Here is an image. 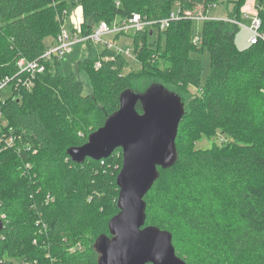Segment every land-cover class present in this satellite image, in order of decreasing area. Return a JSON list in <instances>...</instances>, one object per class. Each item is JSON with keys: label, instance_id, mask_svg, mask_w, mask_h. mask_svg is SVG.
<instances>
[{"label": "trees", "instance_id": "trees-1", "mask_svg": "<svg viewBox=\"0 0 264 264\" xmlns=\"http://www.w3.org/2000/svg\"><path fill=\"white\" fill-rule=\"evenodd\" d=\"M246 1L237 0L230 20L241 22ZM217 3L0 0V81L17 75L21 58L40 60L47 49L45 39H56L78 7L83 9L80 26L86 37L101 22L111 25L133 13L154 22L174 8L181 14L201 9L207 14ZM256 14L264 36V0H256ZM165 32L163 51L149 44L146 48L151 30L134 34L138 57L148 50L161 53L167 62L163 70L148 63L130 78L124 56L106 47L97 54V71V57L79 61L67 76L59 71L60 61L46 63L31 91L20 89L16 97L4 100L15 144H0V264H98L95 243L102 235L110 236L109 222L120 212L116 177L122 150L83 164L74 163L68 150L84 145L104 126L119 110L124 91L143 93L153 84L178 94L185 108L193 102L190 85L206 92L198 95V110L185 109L176 139L177 161L171 168H159L160 177L145 197V226L169 231L177 255L187 264H233L245 256L252 264H264V38L239 50L236 24L208 20L196 46L189 17L172 22ZM205 49L211 54V73L203 84V62L190 54ZM82 71L95 78L91 94L84 93L77 78ZM194 120L199 123L191 126ZM202 126H211L212 134L219 129L243 145L193 150L188 134ZM168 175L170 180H165Z\"/></svg>", "mask_w": 264, "mask_h": 264}, {"label": "water", "instance_id": "water-1", "mask_svg": "<svg viewBox=\"0 0 264 264\" xmlns=\"http://www.w3.org/2000/svg\"><path fill=\"white\" fill-rule=\"evenodd\" d=\"M185 113L182 98L161 84L143 93L128 89L104 126L84 145L68 150L77 164L104 160L122 150L116 178L120 212L109 222L110 236L102 235L95 243L98 264H187L177 255L169 231L145 226V197L160 177L159 168H171L177 161L176 139ZM3 227L0 217V233Z\"/></svg>", "mask_w": 264, "mask_h": 264}, {"label": "rangeland", "instance_id": "rangeland-1", "mask_svg": "<svg viewBox=\"0 0 264 264\" xmlns=\"http://www.w3.org/2000/svg\"><path fill=\"white\" fill-rule=\"evenodd\" d=\"M256 0H247L246 3L242 6V18H241V23L243 24L244 27L239 28V32L237 33L236 36V47L239 50H244L247 47H249V39L251 37V33L247 29L248 26L251 25L252 19L254 18L255 14L251 12V9H254V6L256 5ZM236 2L237 0H218V3L214 8H212L209 12V18L210 20H230V16L234 13L236 10ZM255 4V5H254ZM175 10V8L173 9ZM256 10V6H255ZM200 13V12H198ZM197 13V14H198ZM193 13L192 15L195 16ZM120 21V18H116L114 22ZM193 23V42L195 38H199V42H194L196 46L201 44V35H202V27H203V22L194 20L192 19ZM73 27L72 21L70 18H68L65 23H64V28L67 30H70ZM170 27V26H169ZM168 27V28H169ZM154 29L151 30L150 27L146 28L147 30H151L153 32L152 36H149V38L146 39V48L148 47V44L150 48L153 50H157L158 47H160L161 51L165 49L166 46V30L168 29H160L157 27H153ZM146 30V31H147ZM173 32V29L171 30ZM135 32L130 31L126 35H121L119 38L115 39L113 36H107V40L113 41V45L115 46L113 48L114 51L117 53L121 54L124 56L126 60V67H125V73L128 75V77H135V75H138L139 73H142L144 71V66L148 63L151 64L152 67L158 68L160 70H163L166 67L167 62L161 58V53H155L150 50H148L150 53L146 52L145 54L142 55V57H138V51L136 50V45L134 42L135 39ZM55 39L50 37L45 39V44L46 46H50L52 43H54ZM142 47V46H141ZM106 48V45L104 43H100L96 45L95 43L88 44L86 42H82L79 44H76L71 52L67 54V56L60 61L59 65V71L62 75L67 76L73 72L76 71V65L78 64L79 61H83L87 58L89 59H94V57H97V62L95 64V70L97 71L98 69L101 68V61L98 60L97 54L104 50ZM130 51L127 53V51ZM154 54V55H153ZM96 55V56H95ZM156 55L155 60L151 58ZM191 58H200L201 61L203 62V74H202V81L203 84H205L210 76L211 73V54L210 52L205 49L202 53H197V52H192L190 54ZM158 77V75H156ZM77 78L79 81H81L84 85V93H93L96 84L93 81L95 78H92V75L89 72L82 71V72H77ZM187 90L191 93L193 102L194 99H196V102L190 104V99L188 100V108H185L187 113L189 111L198 110V95H203L205 94V90L201 91L194 86H189ZM203 92V93H202ZM2 95H8L10 94V89L6 88L4 91L1 92ZM193 112V111H192ZM195 123H199V120H194L191 123V126H193ZM188 136L192 139L193 143V150H205V149H210L214 148V146L219 145V146H231L236 143L238 146H242V143H239L241 141L234 139L232 137L224 135L222 132H220L219 129L216 130L215 133L212 134V127L211 126H202L201 129H196L195 131L192 130ZM245 143V142H243ZM235 145V146H236ZM233 146V147H235ZM122 168V167H121ZM170 175L165 176L170 180ZM117 178V177H116ZM167 183V181H166ZM118 187V186H117ZM119 191V187L117 188ZM116 192V190H115ZM224 236V234H223ZM230 253V252H229ZM233 264H252L251 259L244 257L242 261L239 262H232Z\"/></svg>", "mask_w": 264, "mask_h": 264}, {"label": "built area", "instance_id": "built-area-1", "mask_svg": "<svg viewBox=\"0 0 264 264\" xmlns=\"http://www.w3.org/2000/svg\"><path fill=\"white\" fill-rule=\"evenodd\" d=\"M215 6L216 5L210 7L209 11ZM199 12L200 13L196 11V14H194L195 16H193L192 12L186 11L184 14H181L180 9H175L171 11L167 18L154 22L145 20L139 13H133L128 19H120V21L114 22L111 25L106 22H101L95 32L86 37L82 36V29L80 25L74 26L70 30L65 29L64 25L61 26V33L55 39L54 43L47 47L40 60L29 61L25 58H21L17 62L19 69L17 75L12 78L5 77L0 81V144H2L5 148L13 147L15 144L12 130L8 129V121L3 112L4 100L13 96L16 97V93H18L17 91L20 89L31 91L35 86V80L38 75L45 72L46 63L52 64L54 61L63 60L76 44L87 42L88 40L97 45L104 43L106 47L113 49L115 47L113 45V41L107 40V36H113L116 39L117 36L126 35L130 31L135 33L146 31V28L148 27H150L151 30L154 29L153 27L167 29L172 22L179 21L184 17H189L202 22L210 20L208 13L204 14L202 9ZM226 20L236 24L239 28L240 26L244 27L240 21ZM260 28L261 20L256 14L252 19L251 25L247 27L251 33V37L249 39V43L251 45L258 44V42L264 38ZM198 39L195 38L194 42H199ZM129 52L130 51L128 50L127 53ZM6 88L10 89V94L2 95L1 92Z\"/></svg>", "mask_w": 264, "mask_h": 264}, {"label": "crops", "instance_id": "crops-1", "mask_svg": "<svg viewBox=\"0 0 264 264\" xmlns=\"http://www.w3.org/2000/svg\"><path fill=\"white\" fill-rule=\"evenodd\" d=\"M256 2V1H255ZM255 5V4H254ZM256 6V5H255ZM255 6L254 9H251V12L254 13L256 15V10H255ZM70 19L72 21L73 27L74 26H78L81 25L83 22V9L82 7H78L70 16Z\"/></svg>", "mask_w": 264, "mask_h": 264}]
</instances>
